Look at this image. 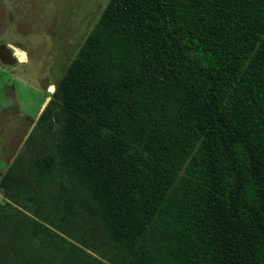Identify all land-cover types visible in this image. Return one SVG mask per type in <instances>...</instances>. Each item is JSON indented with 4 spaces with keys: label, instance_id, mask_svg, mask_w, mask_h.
<instances>
[{
    "label": "trees",
    "instance_id": "obj_1",
    "mask_svg": "<svg viewBox=\"0 0 264 264\" xmlns=\"http://www.w3.org/2000/svg\"><path fill=\"white\" fill-rule=\"evenodd\" d=\"M36 125L34 171L126 264H264V0H110ZM32 223L0 264L43 260L29 242L57 233Z\"/></svg>",
    "mask_w": 264,
    "mask_h": 264
},
{
    "label": "rangeland",
    "instance_id": "obj_2",
    "mask_svg": "<svg viewBox=\"0 0 264 264\" xmlns=\"http://www.w3.org/2000/svg\"><path fill=\"white\" fill-rule=\"evenodd\" d=\"M109 2L0 0V250L6 254L18 250L11 233L30 230L36 219L57 233L29 242L43 257L39 264H126L129 259V253L108 238L93 207L79 216L68 214L78 204L61 194L68 181L58 170L40 175L33 166L52 144L37 130V117ZM10 165L23 188L15 196L1 184ZM72 244L79 249L73 250Z\"/></svg>",
    "mask_w": 264,
    "mask_h": 264
},
{
    "label": "water",
    "instance_id": "obj_3",
    "mask_svg": "<svg viewBox=\"0 0 264 264\" xmlns=\"http://www.w3.org/2000/svg\"><path fill=\"white\" fill-rule=\"evenodd\" d=\"M19 53H20V52H19ZM19 59H21V58H20V55H19Z\"/></svg>",
    "mask_w": 264,
    "mask_h": 264
},
{
    "label": "bare ground",
    "instance_id": "obj_4",
    "mask_svg": "<svg viewBox=\"0 0 264 264\" xmlns=\"http://www.w3.org/2000/svg\"><path fill=\"white\" fill-rule=\"evenodd\" d=\"M20 58H21V55H20Z\"/></svg>",
    "mask_w": 264,
    "mask_h": 264
}]
</instances>
